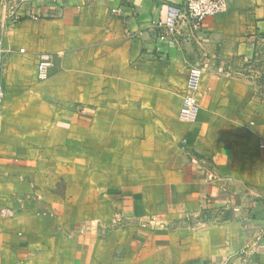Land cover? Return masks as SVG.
<instances>
[{
	"label": "crops",
	"instance_id": "crops-1",
	"mask_svg": "<svg viewBox=\"0 0 264 264\" xmlns=\"http://www.w3.org/2000/svg\"><path fill=\"white\" fill-rule=\"evenodd\" d=\"M183 1L0 0L5 84L48 103L46 122L61 134L45 153L42 143L23 144L11 156L37 166L30 179L43 201L0 235V264H264V96L248 74L264 61V0H227L228 12L173 41L158 24ZM42 58L53 66L38 82ZM199 68L195 120L171 136L149 138L146 127L135 143L153 139L155 156L125 164L116 149L134 140L131 126L101 118L159 115L165 100L177 115ZM73 128L77 160L83 154L76 169L67 157ZM58 160L60 170L46 169Z\"/></svg>",
	"mask_w": 264,
	"mask_h": 264
},
{
	"label": "rangeland",
	"instance_id": "rangeland-1",
	"mask_svg": "<svg viewBox=\"0 0 264 264\" xmlns=\"http://www.w3.org/2000/svg\"><path fill=\"white\" fill-rule=\"evenodd\" d=\"M248 74L250 75V78L256 80V93L264 96L263 58L259 59V63L251 68V72ZM202 77L203 74L201 78ZM38 82L43 81L38 80ZM3 84L6 96L4 94L2 103L0 104V235H4L8 230L12 229L13 220H15L22 211L28 210L34 204L43 201V195H38L36 193V186L34 185L35 181L30 179V174L34 172V168H37V166H20L18 165L19 163H17L18 160L15 157L11 158V156H13V154L17 152L23 144L38 146L37 143H42V153H45L44 149L46 148L45 145L47 141L51 138H57L59 140L61 136L60 133L52 132V127L50 126L52 123L50 121L46 122L48 118L47 116L50 113L48 103L37 98L32 99L31 103H29L28 101L30 99L27 100L28 95L24 90L21 89L17 91V86L7 87L4 79ZM184 91V96L190 92L189 80H187ZM181 104L182 100L180 102L177 115L175 111V115H168L166 113V109L171 108V106L170 103L165 100L162 102V105L159 106L160 109H157V107L154 108L160 112L159 115L154 114L134 117L132 118V121L125 117L108 116L101 118V121L106 122L107 124L111 121L115 125L127 124L131 126L128 132L131 131L130 136H133L134 140L124 143L121 142L117 147L118 149H116V152H119L118 155L120 158H123L122 160L125 164L128 165L132 159L139 158L141 154L145 157L147 155L149 161L153 159L155 156L154 149L151 144L153 143V139H150V144H138L135 143V139H143L142 135L144 134L146 127L150 131H153L151 130L152 128L154 129L153 132H150L149 138H156L160 132H164L167 136H171L169 132L178 124L179 121H183L180 116ZM24 108H29L31 115H16L18 112H23ZM75 113L78 114L79 118L81 120L83 119L85 122L90 123V121H92L93 116H91V114L88 116L87 113L79 112V109L76 110ZM39 116H43L44 119L46 118L45 121L39 120ZM65 121L70 124L69 126H72L73 119L71 117L66 118ZM136 132L139 133L137 137L135 136ZM141 133L142 135H140ZM79 136H81V134L77 132V128H73L69 133V139L73 142L72 145H69L70 148L67 151V157L70 160L69 166L71 169H76V165H78L77 161L83 160V154L81 155L80 160H77V148L75 143ZM45 156L50 157V154H46ZM55 156L59 158L61 156V150L58 149V153L55 154ZM33 161H36V156H34ZM59 162L60 160H58L57 165L46 164V169L57 167L58 170H60L61 166ZM49 178L50 176L46 175V180H44V178L40 180V183H42V190H44V188H48V184L51 183ZM52 182L54 183V181ZM64 187L65 182H57L54 190L56 189L59 193L64 191ZM44 208L45 206H41L40 209L43 210Z\"/></svg>",
	"mask_w": 264,
	"mask_h": 264
},
{
	"label": "built area",
	"instance_id": "built-area-1",
	"mask_svg": "<svg viewBox=\"0 0 264 264\" xmlns=\"http://www.w3.org/2000/svg\"><path fill=\"white\" fill-rule=\"evenodd\" d=\"M8 2L4 3L6 8ZM118 12L113 10L112 13ZM228 12L227 0H184L178 8L174 9L172 15L168 16L164 23L158 26L164 29L165 37L170 40H191L200 33L207 20L216 18ZM13 16V14L11 15ZM53 64L50 59L42 58L37 67V79L45 81L49 77V70ZM202 76V70L193 69L190 72L189 89L193 92L186 94L182 100L180 116L184 121H194L198 111V99L194 94L197 84ZM3 68L0 65V104L4 97ZM264 148V142H262Z\"/></svg>",
	"mask_w": 264,
	"mask_h": 264
}]
</instances>
